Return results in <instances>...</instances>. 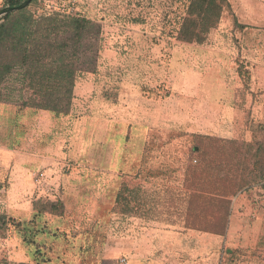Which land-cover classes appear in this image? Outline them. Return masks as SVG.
<instances>
[{
	"label": "rangeland",
	"instance_id": "1",
	"mask_svg": "<svg viewBox=\"0 0 264 264\" xmlns=\"http://www.w3.org/2000/svg\"><path fill=\"white\" fill-rule=\"evenodd\" d=\"M184 4L37 0L31 8L36 14L85 16L103 29L97 70L78 78L69 115L20 108L32 91L16 83L5 92L9 101L0 103V214L27 222L42 203L62 201L63 217L40 214L36 222L66 234L48 240L55 264H177L178 254L182 264H264V197L258 190L232 199L243 195L249 206L232 205L225 236L203 234L197 244L184 240L180 253L169 255L168 245L156 241L146 256L131 252L133 216L118 205L120 190L151 198L152 217H135L139 227L182 228L180 192L191 184V160H199L191 153L197 135L213 134L219 124L228 137L233 129L246 136L254 121L246 114L224 132L218 111L228 108L218 99L226 93L219 85L225 80L234 87L228 75L234 71L214 53L212 37L223 30H213L203 45L178 42ZM235 214L245 215L232 226ZM31 251L15 232L0 235V264L28 262Z\"/></svg>",
	"mask_w": 264,
	"mask_h": 264
},
{
	"label": "trees",
	"instance_id": "2",
	"mask_svg": "<svg viewBox=\"0 0 264 264\" xmlns=\"http://www.w3.org/2000/svg\"><path fill=\"white\" fill-rule=\"evenodd\" d=\"M24 1L1 0L0 10L19 6ZM36 5L37 0H32L24 9L0 16V103L9 101V92H5L14 90L8 85L16 83L22 91H32L20 108L67 116L73 107L78 78L97 70L103 29L99 22L81 15L36 14L31 10ZM225 12L237 26L227 0H185L174 38L184 44L203 45ZM237 64L242 86L248 91L250 71L245 63ZM253 122L246 136L240 139L197 135L191 153L199 160L192 159L195 165L190 163L187 168L191 184L187 191L180 192L185 206L178 212L182 217L179 227L225 236L232 199L251 190L260 191L264 197V124ZM147 198L146 194L124 187L117 195V203L133 218L150 220L153 212ZM40 207L27 222L0 214V235L15 232L32 249L30 261L13 264H55L49 255L48 240L66 234L58 229L52 231L48 225L39 228L36 222L40 214L63 217L65 206L56 200L44 202Z\"/></svg>",
	"mask_w": 264,
	"mask_h": 264
},
{
	"label": "crops",
	"instance_id": "3",
	"mask_svg": "<svg viewBox=\"0 0 264 264\" xmlns=\"http://www.w3.org/2000/svg\"><path fill=\"white\" fill-rule=\"evenodd\" d=\"M227 1L230 4L237 26H235L232 17L225 12L218 25V27L220 26L223 30V33L220 34L217 32L216 34L218 36H212L213 38L215 37L214 43L216 47H218L216 50L217 52L214 53L226 57L228 62L233 66L230 67L229 70L233 69L234 71V73L230 71L228 74L233 77L232 82H234V87L229 86V83L225 80L221 81V85H219L224 88L226 93H223V99L221 97L218 99L220 102L223 100L226 108H228V111H218L219 114H222L223 125H225L223 126L224 132L229 125H237L238 118L243 117L242 119L244 120L246 114H250V116L253 117L251 118L252 121L254 120V122L264 124V0ZM209 40L208 37L206 42ZM238 61L245 63L247 69L250 71L251 79L248 91L244 90L240 77L236 71L237 66H234L236 65L235 62ZM224 75L227 76V73ZM218 125L219 124H217V131L214 129L213 134L210 135L223 139L243 138V131L241 135L236 136L235 129H233V136L228 137L222 134L223 131H220ZM241 129H243V125ZM244 197L245 196L240 195L235 198L232 201V205L235 208L241 205L248 207L249 205L246 204L247 200ZM244 215L245 214H235V216H233L234 219L232 217L234 222L231 223V225L234 226L238 221H242L240 217H244ZM135 220L136 218H133L134 226L132 238L128 241L133 254L139 251L143 256H146L148 254V244H155V241L157 242L156 244L159 245H168L167 248H165L167 250H164L166 255H169L172 251L174 253H180L182 249L180 245H183L184 240L189 239L197 244L203 235L193 230H184L181 228V230L176 228H160L159 226L155 228L153 223H143L142 225L140 224L142 227H139L138 220L137 222H135ZM206 235L209 236V234ZM205 239L207 240L208 238ZM182 257L183 256L180 254L176 256L177 260L180 262L177 264H182ZM160 263H167V261L166 259H162ZM200 264L205 263L203 262Z\"/></svg>",
	"mask_w": 264,
	"mask_h": 264
},
{
	"label": "water",
	"instance_id": "4",
	"mask_svg": "<svg viewBox=\"0 0 264 264\" xmlns=\"http://www.w3.org/2000/svg\"><path fill=\"white\" fill-rule=\"evenodd\" d=\"M32 0H25L24 2H22L19 6H15V7H5L2 10H0V16L8 14V13H12L15 11H19L21 9H24L25 7H27L30 2Z\"/></svg>",
	"mask_w": 264,
	"mask_h": 264
},
{
	"label": "built area",
	"instance_id": "5",
	"mask_svg": "<svg viewBox=\"0 0 264 264\" xmlns=\"http://www.w3.org/2000/svg\"><path fill=\"white\" fill-rule=\"evenodd\" d=\"M122 262H125V260H122Z\"/></svg>",
	"mask_w": 264,
	"mask_h": 264
}]
</instances>
